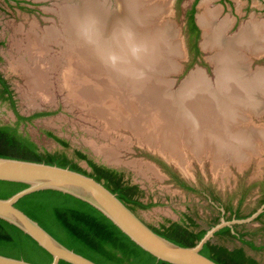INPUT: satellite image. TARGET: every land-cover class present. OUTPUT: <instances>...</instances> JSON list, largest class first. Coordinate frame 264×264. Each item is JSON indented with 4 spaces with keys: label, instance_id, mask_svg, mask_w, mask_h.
I'll list each match as a JSON object with an SVG mask.
<instances>
[{
    "label": "rangeland",
    "instance_id": "obj_1",
    "mask_svg": "<svg viewBox=\"0 0 264 264\" xmlns=\"http://www.w3.org/2000/svg\"><path fill=\"white\" fill-rule=\"evenodd\" d=\"M74 1L80 2L79 0H0V72L7 79L15 99V109L8 101L0 100V119L3 122H14L16 120L15 110L23 115L46 111L47 114L45 115H39L30 121L20 123V130L27 133L41 150H65L72 156L73 150L78 148L96 161L123 170L129 181L138 184L143 190L142 200L146 203H155L148 208L136 209L138 214L149 224L159 225L165 218L182 221L185 213H187L197 219L200 227L206 228L209 220L216 215V209L209 206L204 197L197 193H187L173 185L165 172L155 164L153 156L165 161L176 173L189 181L197 182L200 180L201 184L210 183L222 194L225 200L233 196V202L236 203L241 192L249 188L240 210L242 214L252 211L258 204L261 191L264 190V147L260 145L264 140L257 145L255 144V148L253 147L249 153H246L243 160L230 161L225 159L226 161H219L217 166H215L208 150L204 152L205 154L200 155L201 158L193 153H188L189 169H182L171 157L169 150L160 152L148 145L149 139L154 140L155 144H159L158 140L160 137L162 138L160 130L157 132L155 130V137L149 138L146 135L147 131H151L154 127L148 124L146 129L141 128L140 124L143 123V118L138 119L135 130L132 125L129 124L127 127L120 121L121 117L126 115L124 110L128 108L127 105L131 106L128 109H134L128 112V117L131 115L140 116L139 114L142 112L140 102L142 99L149 102L146 97L151 96V94L149 95L150 89L146 88V83L143 86L140 85L142 87L140 92L135 94L129 92L122 96V100L119 101L116 109L117 113L114 114V111L110 113L103 106H100L102 107L101 110L97 111L92 106L93 101L90 99L87 98L85 103L79 100L80 86L86 85L96 88L104 85V87L112 89L111 84L114 85V81H111L109 76H96L97 74L94 75L90 72L86 75L88 77H85V80L81 74L79 78H76L78 81H72L73 75L68 74L72 72L73 62L77 59L74 51L75 44L69 43L70 47L65 48V44L63 45L62 42L49 40L45 43L47 50L42 56H39L37 61L29 56L26 51L28 40L35 41V37L41 38L42 31L47 30L45 29L47 27L62 28L60 12L65 4ZM193 1L175 0L173 10L169 14V0H138L142 12H147V8L150 7L148 14H143L139 29L155 32L156 27L161 28L165 23L170 24L171 28H167L168 30L163 32L165 38L162 43L165 42V45L173 46L175 43L178 44V50L176 52L173 50V53L167 51L158 53L156 45H160V43L151 45L154 58L161 60L163 58L171 60L172 58L173 62H179V68L176 71L175 68H170L171 70H166L163 74L151 71V74H154L153 79H159L160 75L169 78L171 81L170 90L177 89L190 71L197 66L206 71L208 78L215 79L212 65L205 60L209 52L200 49V55L195 56L191 49L192 40L186 19L187 11ZM222 3L221 0H210L208 6L218 7L220 17L226 14L234 17L237 14V22L235 18L229 33L236 31L251 15L258 19H264V4L260 0H232V4L228 2L224 6ZM156 4H159L157 10L153 9ZM109 8L120 9V2L109 0ZM196 12L199 14L201 7H198ZM32 25H34L33 28ZM162 27H166V25ZM178 28L180 33L177 32ZM181 38L184 39L188 49L187 56H184ZM199 41H202L201 37H199ZM257 54L259 56L252 59L253 67L264 65V53ZM22 65L30 67L29 69L33 71V74L41 73L45 90L48 93L45 100L29 85L28 75ZM78 83L81 85L78 86ZM158 94L159 96H156L160 98L162 96L160 90ZM150 116L151 114L148 115V117ZM253 121L264 126V112L254 114ZM178 130L174 133L175 137L181 134ZM45 131H51L66 139L69 142V147L65 148L60 142L47 135ZM185 133L187 134V132ZM183 139L185 138L183 137ZM187 142H185L186 145ZM177 143L179 142L177 141ZM109 151L114 154L115 159H118L117 161L107 158L105 152ZM79 163L90 169L85 160H80ZM243 224L240 227L242 231H254L260 227L259 222L255 220ZM212 239L230 246L234 245L220 236H214ZM255 240L257 243H264V231L259 232ZM236 243L240 244L239 241ZM245 249L264 264V251L257 252L248 247Z\"/></svg>",
    "mask_w": 264,
    "mask_h": 264
},
{
    "label": "bare ground",
    "instance_id": "obj_2",
    "mask_svg": "<svg viewBox=\"0 0 264 264\" xmlns=\"http://www.w3.org/2000/svg\"><path fill=\"white\" fill-rule=\"evenodd\" d=\"M79 1L63 6L60 12L62 28L47 27V30L42 31L41 38L35 37V41L29 39L26 45L29 56L37 61L47 50L45 43L49 40L62 42L65 48L70 47L69 43L75 44L77 59L73 60L74 68L71 67L74 71L68 74L73 75L72 81H78L76 78L81 74L85 80L89 72L96 76H109L114 81L112 89L104 85L93 88L78 83V86L81 85L79 100L85 103L88 98L93 101L92 106L97 111L103 106L115 114L122 96L129 92H140V85L146 83L151 96L146 97L149 102L140 98V116L128 117V112L134 109H128L131 106L127 105L128 108L124 110L126 115L120 121L124 126L132 125L135 130L136 122L143 118L141 128L146 129L148 124L154 127L147 131L149 138H154L155 130H160L162 138L158 140L159 144L149 139L148 145L160 152L169 150L171 157L185 170L189 169L188 153L200 157L208 150L217 166L219 161L225 159L243 160L246 153L255 148V144L264 140V126L253 121L254 114L264 112V66L253 67L252 63L257 53H264V19L251 15L235 32L229 33L235 17L229 14L220 17L218 7H209L210 0H202L201 12L198 14L203 28L201 45L209 52L207 57L213 66L215 79L208 78L204 69L197 66L177 89L170 90L169 78L160 75L159 79H153L154 74H151V71L163 74L166 70L175 68L176 71L179 68V62H173L172 58H154L151 50V45L157 43H160L156 45L158 53L178 50L177 43L175 46L162 43L165 38L163 32L171 28L170 24L156 27L155 32L140 30L139 23L150 7L147 12H142L138 0H118V10L109 8V0ZM158 7L159 4H156L153 9L157 10ZM132 42L146 48L139 60L130 55L129 44ZM110 55L121 59V72L113 71L102 62V56ZM23 68L28 75L29 85L45 100L48 93L41 73L33 74L30 67ZM159 90L162 95L160 98L156 96H159ZM177 130L181 133L176 135L179 139L174 136ZM260 145L264 147V142ZM105 155L109 160H118L111 151L105 152Z\"/></svg>",
    "mask_w": 264,
    "mask_h": 264
},
{
    "label": "trees",
    "instance_id": "obj_3",
    "mask_svg": "<svg viewBox=\"0 0 264 264\" xmlns=\"http://www.w3.org/2000/svg\"><path fill=\"white\" fill-rule=\"evenodd\" d=\"M198 1L194 0L187 11V27L192 40L191 49L195 56L200 55L201 52L198 46L200 28L195 21ZM0 100L8 101L15 109L13 92L1 72ZM15 114L16 120L14 122H3L0 119L1 156L56 163L89 174L102 181L111 191L117 193V196L134 211L137 208H148L155 204L154 202L146 203L142 200L143 190L138 184L130 183L127 180L123 181L116 169L99 164L81 149L75 148L72 156L65 150H41L27 133L20 130L19 125L36 116L47 114L46 111L23 115L15 110ZM45 132L65 148L69 147V142L66 139L51 131ZM80 160H85L90 169L83 167L79 163ZM26 185L24 182L0 180V197H7ZM248 190L249 188L241 192L236 203L233 202V196L228 198L226 203L227 218H231L233 213L236 217L247 216L257 207L247 214L241 213L240 207ZM263 200L264 190L257 205ZM15 205L37 220L41 226L63 244L98 264H172L157 260L156 257L133 242L98 209L68 193L53 189L39 190L24 195ZM218 220V215L213 216L209 220L208 226L204 228L200 227L194 216L185 213L182 221L165 218L159 225L148 224L159 234L179 244L193 245L206 229ZM243 225H235L238 235L233 234L227 226L215 233V237L220 236L234 245L230 246L210 239L204 244L201 252L219 264H262L256 256L248 253L245 247L257 252L264 251V243H257L255 240L258 233L264 231V227L260 226L254 231H242L240 227ZM236 241H239L240 244H237ZM0 253L22 257L40 264H49L52 260V255L38 245L33 238L1 218ZM58 264L72 263L61 259Z\"/></svg>",
    "mask_w": 264,
    "mask_h": 264
},
{
    "label": "water",
    "instance_id": "obj_4",
    "mask_svg": "<svg viewBox=\"0 0 264 264\" xmlns=\"http://www.w3.org/2000/svg\"><path fill=\"white\" fill-rule=\"evenodd\" d=\"M174 1L169 0V14L173 10ZM260 1L264 4V0ZM202 4V0H199L196 9L201 7ZM195 21L201 29L200 37L202 40L203 28L198 22L197 12L195 13ZM178 31L180 33L179 28ZM182 43L184 56H187L188 49L183 38ZM198 46L200 49L205 50L201 45V41L198 42ZM205 60L211 64L208 57H205ZM0 180L18 181L27 184L7 197H0V218L21 229L33 238L38 245L47 250L52 255V260L49 264H58L61 259L72 264L98 263L63 244L41 226L37 220L15 205L24 195L39 190H58L89 203L110 219L113 224L142 249L152 254L157 260L167 261L172 264H219L201 252L204 244L212 239L216 232L226 226L230 228L233 234L238 235L235 230V224L253 221L264 211L263 201L247 216L236 217L233 215L231 218H227L224 215V207L216 204L215 201L208 197L209 201L221 210L222 215L216 223L206 229L195 244L182 245L156 232L136 211L125 204L117 196V193L105 186L102 181L69 166L0 155ZM0 264L40 263L0 253Z\"/></svg>",
    "mask_w": 264,
    "mask_h": 264
},
{
    "label": "flooded vegetation",
    "instance_id": "obj_5",
    "mask_svg": "<svg viewBox=\"0 0 264 264\" xmlns=\"http://www.w3.org/2000/svg\"><path fill=\"white\" fill-rule=\"evenodd\" d=\"M221 2H223L222 3L223 6H224V4L226 5L228 2L232 4V0H221ZM248 7H249V5L247 6V8ZM226 8H228V7H226ZM236 16H237V14H236ZM235 21L237 22V18H236ZM186 23H187V19H186ZM152 158L154 159L155 164L158 165L160 167V169L165 172V174L167 175V178L169 179L170 182H172L173 185H176L177 187H179L180 189L184 190L187 193H197L200 196L204 197L208 201L209 206H212L214 209H216V213L215 214L220 217L222 215V212L213 203H211L209 201L208 197H210L213 201H215L216 204L221 205V206L224 207V209H225L224 215H225V217H227L228 212H227V209H226V203H227L228 199L225 200L224 197L222 196V194L219 191H217L210 183L209 184H207V183L206 184H201V181L200 180L199 181L197 180V182L189 181L185 177H183L182 175L176 173L174 171V169H172V167H170L162 159H159V158H157L155 156H153ZM96 162H98L99 164H103V165H105L107 167H111V168L116 169L119 172V174L121 175V178H122L123 181H126V180L129 181V179L126 176V173L123 170L117 169V168L112 167V166H109L107 164H104L103 162H99V161H96ZM130 183H132V182H130ZM261 195H262V191L260 193L259 198L261 197ZM215 196H217V197H215ZM239 197H240V195H239ZM258 201H259V199H258ZM259 205H257V207ZM233 215H235V213H233L232 216ZM255 221H258L259 222V225L261 227H264V211H262L258 215V217L255 219ZM235 230L237 231V229H235Z\"/></svg>",
    "mask_w": 264,
    "mask_h": 264
},
{
    "label": "clouds",
    "instance_id": "obj_6",
    "mask_svg": "<svg viewBox=\"0 0 264 264\" xmlns=\"http://www.w3.org/2000/svg\"><path fill=\"white\" fill-rule=\"evenodd\" d=\"M131 34H129L130 36ZM129 52L133 59L139 60L141 58V54L146 52V48L138 43H130L129 44ZM102 62L113 71L121 72L122 69L119 67L121 63V59L115 55H110L107 57H101Z\"/></svg>",
    "mask_w": 264,
    "mask_h": 264
},
{
    "label": "crops",
    "instance_id": "obj_7",
    "mask_svg": "<svg viewBox=\"0 0 264 264\" xmlns=\"http://www.w3.org/2000/svg\"><path fill=\"white\" fill-rule=\"evenodd\" d=\"M239 10H241V9H239ZM235 18H236V16H234ZM235 20V19H234Z\"/></svg>",
    "mask_w": 264,
    "mask_h": 264
}]
</instances>
